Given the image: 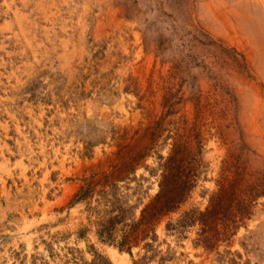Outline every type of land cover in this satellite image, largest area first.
Wrapping results in <instances>:
<instances>
[{"label": "rangeland", "instance_id": "1", "mask_svg": "<svg viewBox=\"0 0 264 264\" xmlns=\"http://www.w3.org/2000/svg\"><path fill=\"white\" fill-rule=\"evenodd\" d=\"M168 179L183 200L145 222ZM222 195L246 214L207 242ZM109 246L264 264V0H0V264Z\"/></svg>", "mask_w": 264, "mask_h": 264}, {"label": "trees", "instance_id": "2", "mask_svg": "<svg viewBox=\"0 0 264 264\" xmlns=\"http://www.w3.org/2000/svg\"><path fill=\"white\" fill-rule=\"evenodd\" d=\"M170 180L168 179V183ZM173 183V184H172ZM172 183L167 184L164 194L160 195L158 200L161 201L160 205H153L150 213L145 222H149L152 217L161 214L165 211L176 208V205L183 200L186 193V181L172 180ZM225 196H220L219 200L206 212L201 214L202 223L204 225L203 231L212 232L211 235H205L204 240L211 242L212 239H218L220 236H227L232 229H236L237 217L243 219L246 214V207L243 201L236 202L237 207L226 205L223 201Z\"/></svg>", "mask_w": 264, "mask_h": 264}, {"label": "bare ground", "instance_id": "3", "mask_svg": "<svg viewBox=\"0 0 264 264\" xmlns=\"http://www.w3.org/2000/svg\"><path fill=\"white\" fill-rule=\"evenodd\" d=\"M108 251L112 256V258L116 261V263L120 264V262L121 263H125L126 261L128 262L129 255L127 252H120L118 249H116L113 246H109Z\"/></svg>", "mask_w": 264, "mask_h": 264}]
</instances>
